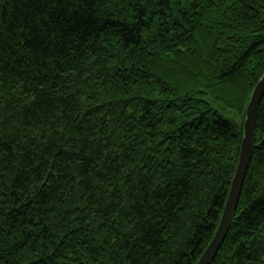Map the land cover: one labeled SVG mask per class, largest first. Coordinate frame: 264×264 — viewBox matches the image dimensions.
I'll return each instance as SVG.
<instances>
[{
  "label": "trees",
  "instance_id": "obj_1",
  "mask_svg": "<svg viewBox=\"0 0 264 264\" xmlns=\"http://www.w3.org/2000/svg\"><path fill=\"white\" fill-rule=\"evenodd\" d=\"M264 73V0H0V264H194ZM264 263V93L209 264Z\"/></svg>",
  "mask_w": 264,
  "mask_h": 264
},
{
  "label": "water",
  "instance_id": "obj_2",
  "mask_svg": "<svg viewBox=\"0 0 264 264\" xmlns=\"http://www.w3.org/2000/svg\"><path fill=\"white\" fill-rule=\"evenodd\" d=\"M264 93V73L255 83L245 108L243 135L235 170L230 182L227 197L214 233L194 264H209L227 234L237 206L240 190L252 152L253 129L259 102Z\"/></svg>",
  "mask_w": 264,
  "mask_h": 264
},
{
  "label": "rangeland",
  "instance_id": "obj_3",
  "mask_svg": "<svg viewBox=\"0 0 264 264\" xmlns=\"http://www.w3.org/2000/svg\"><path fill=\"white\" fill-rule=\"evenodd\" d=\"M264 264V263H263Z\"/></svg>",
  "mask_w": 264,
  "mask_h": 264
}]
</instances>
